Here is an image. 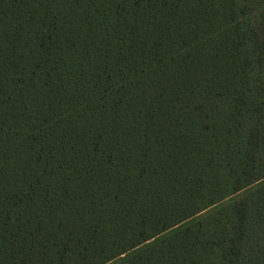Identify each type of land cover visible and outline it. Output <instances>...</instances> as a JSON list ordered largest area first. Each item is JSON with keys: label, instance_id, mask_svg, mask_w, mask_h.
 Returning <instances> with one entry per match:
<instances>
[{"label": "trees", "instance_id": "trees-1", "mask_svg": "<svg viewBox=\"0 0 264 264\" xmlns=\"http://www.w3.org/2000/svg\"><path fill=\"white\" fill-rule=\"evenodd\" d=\"M0 264H264V0H0Z\"/></svg>", "mask_w": 264, "mask_h": 264}]
</instances>
